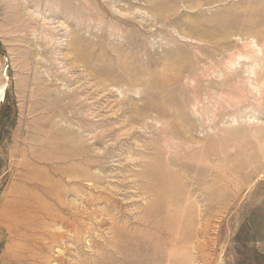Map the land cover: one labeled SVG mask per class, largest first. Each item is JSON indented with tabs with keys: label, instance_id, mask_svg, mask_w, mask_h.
<instances>
[{
	"label": "rangeland",
	"instance_id": "1",
	"mask_svg": "<svg viewBox=\"0 0 264 264\" xmlns=\"http://www.w3.org/2000/svg\"><path fill=\"white\" fill-rule=\"evenodd\" d=\"M0 264H264V0H0Z\"/></svg>",
	"mask_w": 264,
	"mask_h": 264
}]
</instances>
